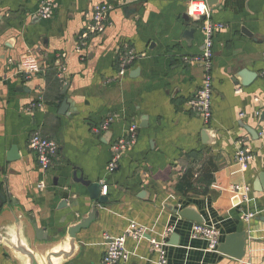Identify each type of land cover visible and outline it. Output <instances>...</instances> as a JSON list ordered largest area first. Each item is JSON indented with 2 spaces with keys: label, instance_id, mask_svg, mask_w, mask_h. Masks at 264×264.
<instances>
[{
  "label": "crops",
  "instance_id": "obj_1",
  "mask_svg": "<svg viewBox=\"0 0 264 264\" xmlns=\"http://www.w3.org/2000/svg\"><path fill=\"white\" fill-rule=\"evenodd\" d=\"M56 1L55 16L43 20L39 0H0V206L9 199L0 207V232L45 250L96 203L95 220L77 233L78 249L65 264H105L108 237L132 223L146 233L127 239L122 264H157L152 238L167 241L169 264H264V0L212 7L210 20L225 27L213 36L208 124L188 106L204 81L195 58L208 21L188 14V0ZM103 3L112 6L109 19L84 43L92 9ZM25 55L40 66L29 79ZM242 70L256 74L249 84ZM111 115L108 130L94 131ZM132 124L138 141L109 172L111 144ZM36 133L59 145L47 170L30 147ZM242 141L254 153L244 172L235 162ZM82 180L98 183L104 202L93 201ZM237 184L251 187L248 200ZM252 212L258 215L247 219ZM35 222L52 242L38 240ZM194 223L218 229L220 245L234 236L242 257L209 250L193 235ZM21 261L0 242V264Z\"/></svg>",
  "mask_w": 264,
  "mask_h": 264
},
{
  "label": "built area",
  "instance_id": "obj_2",
  "mask_svg": "<svg viewBox=\"0 0 264 264\" xmlns=\"http://www.w3.org/2000/svg\"><path fill=\"white\" fill-rule=\"evenodd\" d=\"M58 10V4L56 0H39V7L37 14L43 20L52 19ZM112 6L107 3L96 4L91 12V23L87 26L86 31L82 34V40L84 43L90 37L91 34H95L102 30L105 23L109 19ZM212 8L208 4L207 0H188V14L194 19L207 18L208 21L203 25V31L205 33V47L201 55L195 58V61L203 66L205 69L204 81L201 88L197 91L195 96L189 100L188 106L191 111L202 116L205 124L210 123L213 117L212 110V96L214 91V77L212 74V62L214 58V34L223 29L225 25L223 23L210 20ZM21 64L23 66V72L25 79H29L36 76L40 71L38 60L32 55H25L21 58ZM126 61L123 62L121 75L127 73ZM260 114V112H259ZM245 114H241L243 117ZM116 118L115 115L108 116L102 122L100 127H96L94 131L100 132L108 130L110 124ZM137 124H132L126 135L119 136L114 139L111 144V157L108 164L109 172H115L118 169L121 159L129 148L133 147L138 141ZM31 150L37 157L41 169L47 170L52 166L53 160L57 157L59 152V145L39 133L32 135L30 138ZM254 158V153L250 148L242 141L241 146L235 153V162L239 168V171L244 172L248 170L250 162ZM43 186V184L41 185ZM234 189L241 193L244 200H248L251 187L249 185L237 184ZM258 215L257 212L249 213L246 218L250 219ZM145 229L136 223H132L130 227L121 235L115 237H108L109 243L104 256L105 264H122L127 258L126 242L128 238L141 239L145 237ZM192 233L195 237L205 239L208 242V249L216 251L220 246V232L213 226L206 225L204 223H194L192 227ZM151 247L158 253L157 264H169L167 241L157 240L152 238L150 241ZM264 261V257H263ZM243 264H252L250 262H244Z\"/></svg>",
  "mask_w": 264,
  "mask_h": 264
},
{
  "label": "water",
  "instance_id": "obj_3",
  "mask_svg": "<svg viewBox=\"0 0 264 264\" xmlns=\"http://www.w3.org/2000/svg\"><path fill=\"white\" fill-rule=\"evenodd\" d=\"M208 4L212 8L214 5L218 4V0H207ZM194 30H187L186 35L192 36ZM242 74L245 76L244 84H249L253 78H255V73L250 72L249 70H242ZM66 105L64 102L63 108ZM260 120L264 121V108L260 111ZM249 133L254 137H257V132L252 127L247 124H242ZM261 184L264 187V173L261 174ZM82 183L87 187V193L90 198L97 202H104L105 198L101 195L100 190L101 186L98 183L91 182L88 180H82ZM3 203H9V199L3 198ZM96 218V203L93 204L92 209L83 216L79 221L73 222L66 229V234L60 237L57 243L45 250H35L30 245L27 240L14 237H9L6 232H0V242L5 243L7 246L12 247L15 252L20 256L21 262L23 264H65L66 261H69L70 258L75 254V251L78 249V244L76 242L77 233L82 229H86ZM194 220L199 221L198 217H193ZM36 237L38 240H46L49 242L53 241V236H48V232L45 228L39 227L35 222L33 223ZM20 233V231H17ZM171 244H178V234H174L171 240ZM219 250L222 253L231 255L235 258L242 257V245L241 243L234 240V236H229L227 243L221 244Z\"/></svg>",
  "mask_w": 264,
  "mask_h": 264
}]
</instances>
